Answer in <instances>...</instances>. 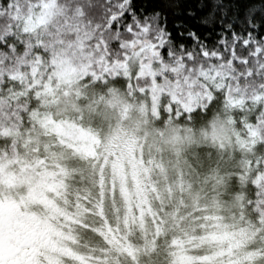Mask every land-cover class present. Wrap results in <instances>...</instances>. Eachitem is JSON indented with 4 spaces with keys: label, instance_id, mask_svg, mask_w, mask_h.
<instances>
[{
    "label": "snow or ice",
    "instance_id": "1",
    "mask_svg": "<svg viewBox=\"0 0 264 264\" xmlns=\"http://www.w3.org/2000/svg\"><path fill=\"white\" fill-rule=\"evenodd\" d=\"M0 264H264V0H0Z\"/></svg>",
    "mask_w": 264,
    "mask_h": 264
}]
</instances>
